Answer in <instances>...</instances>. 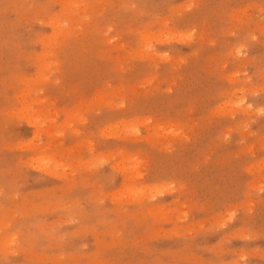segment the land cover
I'll use <instances>...</instances> for the list:
<instances>
[{"label": "rangeland", "instance_id": "rangeland-1", "mask_svg": "<svg viewBox=\"0 0 264 264\" xmlns=\"http://www.w3.org/2000/svg\"><path fill=\"white\" fill-rule=\"evenodd\" d=\"M0 264H264V0H0Z\"/></svg>", "mask_w": 264, "mask_h": 264}, {"label": "bare ground", "instance_id": "bare-ground-1", "mask_svg": "<svg viewBox=\"0 0 264 264\" xmlns=\"http://www.w3.org/2000/svg\"><path fill=\"white\" fill-rule=\"evenodd\" d=\"M31 122V121H30Z\"/></svg>", "mask_w": 264, "mask_h": 264}]
</instances>
